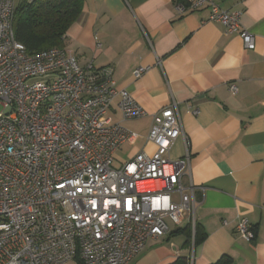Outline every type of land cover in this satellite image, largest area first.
<instances>
[{
	"label": "built area",
	"instance_id": "obj_1",
	"mask_svg": "<svg viewBox=\"0 0 264 264\" xmlns=\"http://www.w3.org/2000/svg\"><path fill=\"white\" fill-rule=\"evenodd\" d=\"M220 2L188 0L175 8L179 15L206 8L208 22L254 50L240 12ZM15 10V0H0V264H129L148 240L169 232L166 220L185 224L193 239L197 204L193 187L182 186L188 146L183 159L168 156L183 135L176 105L152 115L146 142L154 152L115 168L116 151L138 140L120 124L145 110L116 88L111 68L81 66L66 48L28 54L15 38ZM148 69L138 68L134 78ZM116 98L112 123L106 112ZM234 230L254 239L244 218Z\"/></svg>",
	"mask_w": 264,
	"mask_h": 264
},
{
	"label": "crops",
	"instance_id": "obj_2",
	"mask_svg": "<svg viewBox=\"0 0 264 264\" xmlns=\"http://www.w3.org/2000/svg\"><path fill=\"white\" fill-rule=\"evenodd\" d=\"M32 0H15L16 6ZM188 0H83L79 20L68 30L64 48L81 66L111 68L118 90H126L145 110L139 119L145 134L120 158L118 166L139 152H154L146 142L153 114L176 105L183 135L169 150V159L189 151V175L197 204L198 240L181 232L185 224L150 239L129 264H264V0H221L220 6L240 12V25L255 37L246 51L236 34L208 22V10L179 15L176 2ZM149 68L138 79V68ZM236 87V92L230 86ZM107 110L118 121L116 104ZM138 120V121H139ZM117 166V167H118ZM239 218L250 224L247 242L234 227ZM227 225L223 226L222 222ZM176 231H179L176 233ZM174 233V234H173ZM172 245V246H171Z\"/></svg>",
	"mask_w": 264,
	"mask_h": 264
},
{
	"label": "trees",
	"instance_id": "obj_3",
	"mask_svg": "<svg viewBox=\"0 0 264 264\" xmlns=\"http://www.w3.org/2000/svg\"><path fill=\"white\" fill-rule=\"evenodd\" d=\"M180 3V2H176ZM186 4V2H181ZM83 0H32L16 6L14 15V34L30 55L54 47L64 48L65 36L82 13ZM179 231H176V233ZM191 239V230H181ZM174 234V233H173ZM197 225L194 240H198ZM222 258L215 264H225ZM174 264H187L184 259Z\"/></svg>",
	"mask_w": 264,
	"mask_h": 264
},
{
	"label": "rangeland",
	"instance_id": "obj_4",
	"mask_svg": "<svg viewBox=\"0 0 264 264\" xmlns=\"http://www.w3.org/2000/svg\"><path fill=\"white\" fill-rule=\"evenodd\" d=\"M138 120H129V121H126L123 125H124V127H126L127 129H129L133 132L135 131L138 133H142L144 135L145 134V125L143 124V122L141 120H139V121ZM140 145H141V142H138L137 144H135V146L137 148H139ZM131 150H132V147H130L129 145H126V146H123L120 150H118L116 155H118L122 159V158H125L126 154ZM117 166H118V163L116 162L114 167L116 168ZM166 222L168 223L169 227H171V225H173L167 220H166ZM148 243H150V241ZM68 264H77V263L76 262H70Z\"/></svg>",
	"mask_w": 264,
	"mask_h": 264
}]
</instances>
